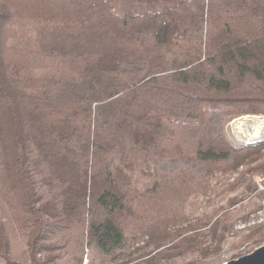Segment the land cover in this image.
<instances>
[{
  "label": "trees",
  "instance_id": "obj_1",
  "mask_svg": "<svg viewBox=\"0 0 264 264\" xmlns=\"http://www.w3.org/2000/svg\"><path fill=\"white\" fill-rule=\"evenodd\" d=\"M247 113L264 114V0H0V256L217 253L227 226L201 247L212 219L177 223L263 153L226 133Z\"/></svg>",
  "mask_w": 264,
  "mask_h": 264
},
{
  "label": "rangeland",
  "instance_id": "obj_2",
  "mask_svg": "<svg viewBox=\"0 0 264 264\" xmlns=\"http://www.w3.org/2000/svg\"><path fill=\"white\" fill-rule=\"evenodd\" d=\"M149 6L148 3L142 5L143 8ZM245 115L253 117L264 114L247 113L233 117L226 124L225 130L228 136L237 144L264 141V132L259 137H250L240 130L237 119ZM246 121L247 129L253 128L252 118ZM262 163H264V151L258 160L248 162L235 171L228 174H214L206 194L190 198L181 209L180 215H183L181 218L178 217L181 221L174 219L172 223L171 227H174L178 221L177 224L186 226L192 221L196 223L199 220L203 222L212 219L211 224L199 228L200 233L197 237L201 247L213 243V228L217 224H219V233L223 226H227L222 248L217 253L206 252L203 255L201 249L197 247L194 252L186 256H178L176 261L167 264H223L239 255L253 251L258 245L264 243L247 234L255 227L264 225V190H259V185L255 181L256 177L264 172L263 167H258ZM0 219L4 220L1 209ZM169 223L171 224L170 220ZM85 252L83 264H89L87 248ZM164 261L161 259L160 262ZM0 264L17 263L0 256Z\"/></svg>",
  "mask_w": 264,
  "mask_h": 264
},
{
  "label": "bare ground",
  "instance_id": "obj_3",
  "mask_svg": "<svg viewBox=\"0 0 264 264\" xmlns=\"http://www.w3.org/2000/svg\"><path fill=\"white\" fill-rule=\"evenodd\" d=\"M250 118H252V120L254 121L253 128L247 129L246 119H250ZM237 121H238V127L247 136L259 137L264 132V115H254L253 117H249V116L245 115L244 117L237 119Z\"/></svg>",
  "mask_w": 264,
  "mask_h": 264
},
{
  "label": "water",
  "instance_id": "obj_4",
  "mask_svg": "<svg viewBox=\"0 0 264 264\" xmlns=\"http://www.w3.org/2000/svg\"><path fill=\"white\" fill-rule=\"evenodd\" d=\"M223 264H264V243L253 251L226 261Z\"/></svg>",
  "mask_w": 264,
  "mask_h": 264
},
{
  "label": "built area",
  "instance_id": "obj_5",
  "mask_svg": "<svg viewBox=\"0 0 264 264\" xmlns=\"http://www.w3.org/2000/svg\"><path fill=\"white\" fill-rule=\"evenodd\" d=\"M255 181L259 185V190H264V172L258 175Z\"/></svg>",
  "mask_w": 264,
  "mask_h": 264
}]
</instances>
